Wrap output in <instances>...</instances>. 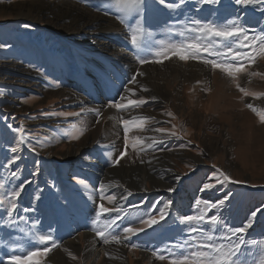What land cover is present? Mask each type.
<instances>
[{
	"label": "rangeland",
	"instance_id": "obj_1",
	"mask_svg": "<svg viewBox=\"0 0 264 264\" xmlns=\"http://www.w3.org/2000/svg\"><path fill=\"white\" fill-rule=\"evenodd\" d=\"M61 1L0 0V264H8L12 255L26 256L28 251L45 247L37 239L41 234L51 235L58 247L37 257L40 264H57L61 254L76 264H100L101 256L83 261L82 254L71 247H83L87 234L99 248L105 246L95 233L106 223L119 215L109 231L121 233L130 223L139 226L138 218L146 211L171 200L164 220L122 243L126 264H167V260H157L153 251L199 239L190 232L193 225L181 223L183 217L198 214L197 201L200 208L204 201L217 205L225 201L209 212L220 219L217 237L228 227L248 223L253 211L264 209V124L245 107L252 103L264 110V95L241 100L229 78L199 61L172 57L162 63H139L140 59H157L155 53L170 45L192 40L196 34L185 29L196 27L194 21L221 28L234 21L250 36L264 34V0L247 7L236 5L235 0L216 4L166 0L163 5L159 0H142L139 12L128 16L117 13L113 0H64L84 12L107 15L117 24L122 36H112L116 42L110 41L113 44L108 49L123 51L128 57L124 65L112 51L101 48L104 45L100 43H107L111 36L77 33L68 22L61 23L46 11ZM168 4L179 6L169 8ZM137 22L143 30L139 48L130 40ZM205 58L220 59L206 54ZM197 67L206 73L193 71ZM137 70L143 73L138 75L142 81L137 80ZM248 72L259 75H242L241 87L264 94V57ZM86 76L93 88L85 83ZM134 76L136 82L130 83ZM122 96L147 102L123 111L109 106L121 102ZM141 117L146 118L145 123L142 128L130 125L126 154L113 166L125 151L121 120ZM109 122L114 132L106 129ZM21 125L28 137L25 144L17 145L15 129ZM155 128L174 130L177 135L157 133ZM134 137L144 138V144L135 150ZM160 139L163 143L152 144ZM31 147L36 152L30 151ZM73 152L75 156H71ZM17 157L15 164L5 167ZM158 161L171 165L174 179L168 181L153 169L148 170L145 188L131 187V182L138 183L136 167L147 169ZM217 168L240 183L216 184L201 191L204 183L215 184L211 177ZM13 171L18 172L17 178L12 177ZM152 176L167 186L177 185V189L171 193L154 189ZM22 181L31 183L26 184L17 199V210L9 218L8 198ZM102 191L105 196L114 195L116 201H102ZM119 196L126 199L119 200ZM101 203L123 211L106 213L95 222ZM200 227L206 233L212 231L208 224ZM244 240L236 264H254L264 251V211L251 219ZM133 244L135 248L125 246ZM143 254L153 261L144 259Z\"/></svg>",
	"mask_w": 264,
	"mask_h": 264
},
{
	"label": "snow or ice",
	"instance_id": "obj_2",
	"mask_svg": "<svg viewBox=\"0 0 264 264\" xmlns=\"http://www.w3.org/2000/svg\"><path fill=\"white\" fill-rule=\"evenodd\" d=\"M182 2V0H181ZM219 0H202L204 4H216ZM255 0H235L236 5L241 7H247L252 5ZM142 0H113V7L116 9L118 14L128 16L134 12L138 13L141 7ZM160 4H165L166 0H159ZM179 5L168 4L167 7L173 8L178 7ZM119 18V17H118ZM121 23H124V20L121 19ZM196 27L186 28L185 31H190L195 33V37L192 40L187 42H182L180 44L170 45L168 48L157 51L155 56L157 59L147 60L140 59L139 63L141 65L146 63H162L163 60L171 59L172 57H177L181 61L195 60L199 61L204 65H210L213 71L218 70L225 77L229 78L231 82L235 85L236 89L241 93V100L245 97L253 96L256 99L264 94L262 93H253L248 91L246 88L241 87L240 77L242 75H259L256 72H248L253 64L256 63L259 57H264V34H255L251 36L248 34V31L237 25L234 21L228 27H217L213 24H200L198 21H194ZM28 27V25H25ZM142 28L137 22V26L132 30L130 37L131 44L134 47L139 48ZM247 49V51H244ZM207 57H219L220 59H209ZM162 57L163 59H160ZM137 75H143V73H138ZM136 77L132 78L130 83H135ZM142 91H147L146 88H141ZM126 91L131 92V89H126ZM135 95V93H132ZM127 97H121V102H113L109 106L115 108L117 111H123L129 108H139L144 105L147 101L143 98L139 99H127V103L123 101ZM245 107L250 109L255 113L261 124H264V110L257 109L253 106L252 103L245 104ZM169 116H172V113H168ZM146 118H134L133 121L122 119L121 123L124 125V145L125 151L120 153V156L113 161V166L119 163V160L124 157L129 143V131L131 130L130 125L133 123L137 127L143 126ZM175 128V126H173ZM17 132V145L25 144L28 134L25 132L23 125L20 128L15 129ZM153 131L161 134H167L170 136H176V131H170L164 128H155ZM163 143V139L152 140V144ZM144 144V138L134 137L132 142V148L135 150L138 145ZM151 147V144L148 145ZM32 152H36L35 147L29 149ZM141 151L146 150L141 147ZM12 152H17V148H12ZM16 159L8 161V167L16 163ZM216 175L211 177L215 181L213 183H204L201 191H206L213 189L216 184L223 185L224 183L237 184L239 181L233 180L229 175L224 171L217 168ZM35 174V173H34ZM13 178L18 177V172L13 171L11 173ZM177 180L180 179L179 176L176 177ZM31 181H22L18 185V190H13L10 193L8 198L9 207L6 209L9 218H11L12 213L17 210V199L20 197L21 192L25 189L26 184H30ZM103 188V186H102ZM169 193L173 191L172 188L167 190ZM132 193L129 192L128 195ZM126 199V197H121ZM100 199L107 200L112 203L116 201L114 195L105 196L102 194ZM227 199V197H225ZM225 201L220 200L219 205H223ZM2 203V202H0ZM172 205V201L168 200L163 202L162 207L159 205L154 206L151 210L146 211L144 216L139 217V226H129L123 227L121 233H116L114 231H109L114 225L117 224V220L120 219L119 215L105 224L102 230L96 231V236L99 237L105 245L108 244H122L124 241H129L132 237L137 236L139 233L144 232L146 229L153 227V225L158 224L160 221L164 220L166 216L169 215V209ZM200 201H197V213L194 215H188L182 218L181 223H188L193 225L190 228L191 233L198 234L199 239H192L191 241L185 242L183 245H173V249H179V251H174L173 249H165L159 252L153 251V255L157 260L165 261L167 264H236L238 259V253L241 249V246L245 244L244 234L247 229L251 227V219H254L257 215V212L264 211V209H257L251 213V218L248 223H245L241 227H228L227 230L221 236H215V231L220 225V219L216 215L209 216V212L212 208L218 207L219 205L211 202L204 201L203 207L200 208ZM27 211V209H25ZM123 211V208L119 206H114L112 208L105 207L104 204L98 205L96 221H99V218L110 212L119 213ZM202 224H208L212 231L206 233L200 227ZM235 238V239H233ZM39 244L44 245L42 249L36 248L33 251H28L27 255H12L9 258L8 264H40V261L36 259L37 257L44 256L52 249L58 247L57 242L53 239L51 235H39L37 237ZM254 245L255 241L252 242ZM126 247L135 248L136 245H125ZM164 252L168 254L165 255ZM73 260L76 259L75 256H72L69 253ZM254 264H264V251L254 262Z\"/></svg>",
	"mask_w": 264,
	"mask_h": 264
},
{
	"label": "bare ground",
	"instance_id": "obj_3",
	"mask_svg": "<svg viewBox=\"0 0 264 264\" xmlns=\"http://www.w3.org/2000/svg\"><path fill=\"white\" fill-rule=\"evenodd\" d=\"M45 4H47V3H45ZM71 5L72 4H69L66 1L62 0L58 4H52V5L48 6L46 11H48L49 14L54 16V18L57 19V21H61V23L62 22L67 23L68 22L69 23L68 27H70L72 30L76 31L77 33H81L83 35H94L95 34L99 38H103L106 35L111 36V38L108 39L109 43L108 42L107 43L106 42L100 43L101 45H104V46H101V48L108 51V52L112 51L114 58H116L120 63H123V65H124V62L128 60L127 59L128 57L125 56L126 54L123 53V51L120 52V51H117L116 49L115 50H109L108 49L109 46L111 47V45L113 44L110 41L116 40V38L112 37V36H116V37L122 36L121 33L117 32L118 31L117 24L107 15H103V14L100 15V14H96V13L94 14V13H90V12H84L82 9H78L74 5H73L74 7H72ZM24 8L25 7H23V9ZM19 11H20V9H19ZM37 13H38V11H37ZM196 70H198V73H201V74L206 73V70H204V68H200V67L193 68V71H196ZM82 73L83 72H81V74ZM138 73H141V72L137 70V74ZM136 77H138V75H136ZM86 78H88V77L86 76ZM137 80L142 81L143 79L138 77ZM85 83L88 85V87L93 88L91 86V84H89V78L87 80H85ZM34 84L38 85L37 83H34ZM106 129L108 130L109 133L111 131L112 132L115 131L114 126L111 122L108 123V127ZM75 155H76L75 152L71 153V156H75ZM166 160H163V161H166ZM161 161H158L156 165H151L149 167L147 166V169L143 166L142 167H139V166L136 167L133 171H136V178H137L138 183L135 184L134 182H131V187H133V188L135 187L137 190H142L143 188H145L148 170L151 172L153 169H155L156 172L163 174L165 179H168V181L174 179L173 177H174L175 172H173L174 170L171 168V165L170 164L164 165L163 162H161ZM114 174L117 176V173H113V175ZM123 177H122V179H123ZM152 177L155 179V180H153V187H155L154 189H165L166 191L169 188H172L173 190L177 189V185L167 186L168 184L165 185L166 183L164 184L161 180H157L155 178V176H152ZM123 186L125 188H128L126 185H123ZM121 197L122 196L118 197L119 200H123V198H121ZM85 239H86V242H84L83 247H76V245H75V246H73L74 248H72L71 245H74V244H70V247L73 250V252L82 254L83 261H87L89 259L95 261V259H97L101 256L102 263H100V264H126V261L128 258L124 257V254L126 251L124 245H122V244L117 245V244L113 243V244H108L105 246L102 245L99 248L98 247L99 244H97L94 241V239L92 238V235H91V237L88 234L85 235ZM142 257L144 259L150 260L151 262L153 261L152 259H149L148 256L145 254H143ZM55 261L57 262V264H76L73 262H69L70 260L68 259V257L66 255H63V254H61V256L59 255V258ZM128 264H130V263L128 262ZM152 264H158V263L152 262Z\"/></svg>",
	"mask_w": 264,
	"mask_h": 264
}]
</instances>
